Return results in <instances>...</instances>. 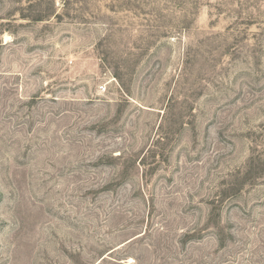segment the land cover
<instances>
[{
  "label": "rangeland",
  "instance_id": "374dc122",
  "mask_svg": "<svg viewBox=\"0 0 264 264\" xmlns=\"http://www.w3.org/2000/svg\"><path fill=\"white\" fill-rule=\"evenodd\" d=\"M0 264H264V0H0Z\"/></svg>",
  "mask_w": 264,
  "mask_h": 264
},
{
  "label": "built area",
  "instance_id": "2783aa9c",
  "mask_svg": "<svg viewBox=\"0 0 264 264\" xmlns=\"http://www.w3.org/2000/svg\"><path fill=\"white\" fill-rule=\"evenodd\" d=\"M99 90L104 91L105 89L104 87H99Z\"/></svg>",
  "mask_w": 264,
  "mask_h": 264
},
{
  "label": "trees",
  "instance_id": "16d2710c",
  "mask_svg": "<svg viewBox=\"0 0 264 264\" xmlns=\"http://www.w3.org/2000/svg\"><path fill=\"white\" fill-rule=\"evenodd\" d=\"M231 190H234L233 188H231Z\"/></svg>",
  "mask_w": 264,
  "mask_h": 264
}]
</instances>
